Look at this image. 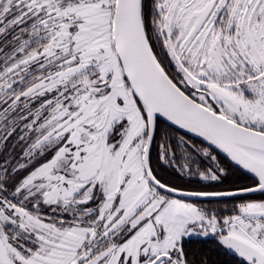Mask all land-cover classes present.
Masks as SVG:
<instances>
[{"label":"snow or ice","instance_id":"6c2138e0","mask_svg":"<svg viewBox=\"0 0 264 264\" xmlns=\"http://www.w3.org/2000/svg\"><path fill=\"white\" fill-rule=\"evenodd\" d=\"M0 264H264V0H0Z\"/></svg>","mask_w":264,"mask_h":264},{"label":"trees","instance_id":"16d2710c","mask_svg":"<svg viewBox=\"0 0 264 264\" xmlns=\"http://www.w3.org/2000/svg\"><path fill=\"white\" fill-rule=\"evenodd\" d=\"M211 206L221 208L225 207L224 204H213ZM227 206L230 207L231 205ZM187 247L189 248L190 253L198 254L202 252L204 255L210 256L213 261L218 262L226 259V257L215 251V245L211 241H209L208 243L195 242L191 245H188Z\"/></svg>","mask_w":264,"mask_h":264}]
</instances>
